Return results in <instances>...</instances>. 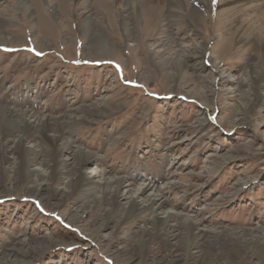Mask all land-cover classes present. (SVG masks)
Segmentation results:
<instances>
[{"label":"rangeland","instance_id":"rangeland-1","mask_svg":"<svg viewBox=\"0 0 264 264\" xmlns=\"http://www.w3.org/2000/svg\"><path fill=\"white\" fill-rule=\"evenodd\" d=\"M184 1L159 3L156 15L144 9L153 2L128 8L113 0L107 17L97 0H26V8L0 0L2 32L17 39L15 47L0 45V103L51 118L106 104L112 114L70 132L91 157L83 176L129 180L121 204L151 184L144 196L163 193L165 211L209 230L250 229L257 243L224 240L215 254L206 244L188 254L178 234L169 247L164 239L150 245L143 218L126 221L109 205L78 213L62 182H42L47 199L34 198L9 155L0 161V251L28 253L4 264H264V107H250L253 89L264 93V81L257 83L264 50L255 47L264 41V20L240 0H212L196 26L187 18L194 0ZM90 9L95 34L118 44L117 56L89 50L80 24ZM122 9L131 11V39L118 18ZM168 22L176 41L166 50ZM205 45L199 59L196 48Z\"/></svg>","mask_w":264,"mask_h":264},{"label":"bare ground","instance_id":"bare-ground-1","mask_svg":"<svg viewBox=\"0 0 264 264\" xmlns=\"http://www.w3.org/2000/svg\"><path fill=\"white\" fill-rule=\"evenodd\" d=\"M112 1L97 0L98 4H102V10L107 17L111 15ZM118 1H123L128 8L129 5L134 3V0ZM136 1L142 5L145 0ZM147 1L153 2L155 5H147L150 8H146V6L144 8L142 5L143 8L156 15L161 10L159 3L167 2L170 5L180 6L185 2L184 0ZM240 1L245 5V8L253 9L257 18L264 20V0ZM19 2L23 8H26V0H19ZM193 2L195 5L188 9L187 18L191 21V24L198 26L200 23L205 22L201 10L205 7H211L212 0H194ZM129 11V9H122L118 14L126 39L133 38V28H131L129 23ZM94 14L93 10H88L83 15V22L81 21L80 24V31L90 41L89 50H94L99 56H117L120 46L111 41V39L95 34V29L93 28ZM146 21H144L145 26L141 29L143 36L148 27ZM172 26L173 24L168 22L167 36L164 42L166 50L171 48L175 43L174 41H176L172 35ZM1 28L0 26V45L15 47V43H17L16 37H7ZM223 40L227 42V39L223 38ZM255 47L256 49L264 50V41H257ZM38 48L44 51L41 49V45ZM196 50L197 55H200L198 56L199 59L205 58L208 53L207 45L202 50L199 48H196ZM132 51L135 54V47ZM130 54L132 62H135L134 54L131 52ZM262 81H264V76H261L257 83ZM253 91V99L250 101L251 109L255 110L256 108L264 107V93L260 89H253ZM112 110L106 104L76 107L71 110L73 111L71 116L64 115L58 118H51L0 103V161L5 163L9 155H13L17 159V166L14 171L18 172L27 183L31 184L29 188L31 193L34 194V198L47 199L41 194L43 191L42 182L45 184L47 182H62L66 189L65 192L71 193L75 197L74 200L78 201L75 209L78 213L83 212L87 206L96 208L109 205L112 211H115L116 214H121L126 221H135L143 218L149 228L145 233H147L148 244L150 245L164 239L165 246L169 247V240L177 237L178 234H184L185 248L188 254H190L191 249H195V246L203 244H206L205 249L208 252L212 251L215 254L218 244L224 240L235 241L237 246L238 244H244L243 246L247 247L251 243H255L253 239L254 237L256 238L253 234L255 231L250 229L248 232L242 229L230 232L221 228L209 230L202 228L199 221L192 220L188 215L165 211L164 208L169 204V200L163 193L158 192L144 196L153 189L154 186L151 184H142L140 190L127 197L128 201L125 204H121V199L125 198L124 193L131 192L129 180L109 176L108 173L103 174V172L99 180L95 179L96 176L93 178L83 176L82 171L90 164L91 157L87 151L76 145L70 136V132L81 128V126L90 125L94 119L105 118V116L114 112ZM79 114L82 116L80 119L77 118ZM67 155L70 157L69 160L65 158ZM41 163L45 164V169L38 172L35 166ZM171 186L173 189L176 187L174 184ZM164 188L167 187L165 186L162 189ZM148 215L149 217H147ZM77 220H80L79 216H77ZM263 240L264 232L262 233ZM27 253L14 248L0 251V264L10 262L12 258L25 256ZM243 253L247 257L249 249H245ZM216 257L218 258V256ZM218 262L222 264L221 261L216 263L219 264Z\"/></svg>","mask_w":264,"mask_h":264}]
</instances>
